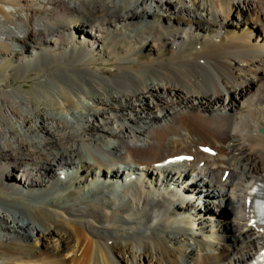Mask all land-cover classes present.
I'll use <instances>...</instances> for the list:
<instances>
[{
  "label": "bare ground",
  "instance_id": "bare-ground-1",
  "mask_svg": "<svg viewBox=\"0 0 264 264\" xmlns=\"http://www.w3.org/2000/svg\"><path fill=\"white\" fill-rule=\"evenodd\" d=\"M0 73V264L260 257L264 0H0Z\"/></svg>",
  "mask_w": 264,
  "mask_h": 264
},
{
  "label": "rangeland",
  "instance_id": "rangeland-1",
  "mask_svg": "<svg viewBox=\"0 0 264 264\" xmlns=\"http://www.w3.org/2000/svg\"><path fill=\"white\" fill-rule=\"evenodd\" d=\"M2 68H3V70L6 68V66L5 65H2ZM3 70H1V71H3ZM1 74V73H0ZM19 84L20 82L18 81V80H16V84ZM33 82L31 81V82H29V83H23V84H25V86H27V87H29V85H31ZM261 171H264V170H261ZM261 171H258L257 173H259V172H261ZM10 179V178H9ZM9 179L7 180L8 182H9ZM197 196L198 195H195V196H193V200L194 199H196L197 200ZM181 198H183L185 201H189V198H187L185 195H181ZM205 200H207V199H205ZM199 207H200V210L202 211V210H204V207H202V202L200 201L199 203ZM205 205H207V209L208 210H211L212 211V205L209 203V200L208 201H205V203H204ZM216 213L217 214H219V215H223V216H226V215H228V210L227 209H225L224 211L223 210H216Z\"/></svg>",
  "mask_w": 264,
  "mask_h": 264
},
{
  "label": "water",
  "instance_id": "water-1",
  "mask_svg": "<svg viewBox=\"0 0 264 264\" xmlns=\"http://www.w3.org/2000/svg\"><path fill=\"white\" fill-rule=\"evenodd\" d=\"M260 133L263 135L264 137V127L260 128Z\"/></svg>",
  "mask_w": 264,
  "mask_h": 264
}]
</instances>
